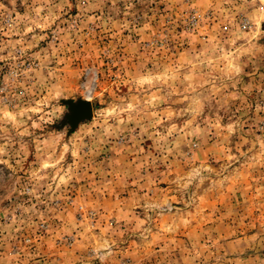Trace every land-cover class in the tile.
Returning <instances> with one entry per match:
<instances>
[{
  "label": "rangeland",
  "instance_id": "1",
  "mask_svg": "<svg viewBox=\"0 0 264 264\" xmlns=\"http://www.w3.org/2000/svg\"><path fill=\"white\" fill-rule=\"evenodd\" d=\"M0 264H264V0H0Z\"/></svg>",
  "mask_w": 264,
  "mask_h": 264
},
{
  "label": "water",
  "instance_id": "2",
  "mask_svg": "<svg viewBox=\"0 0 264 264\" xmlns=\"http://www.w3.org/2000/svg\"><path fill=\"white\" fill-rule=\"evenodd\" d=\"M70 114L67 116V122H69L74 128L77 124L83 120H87L92 116L91 104L87 101L79 100L77 102L67 101Z\"/></svg>",
  "mask_w": 264,
  "mask_h": 264
}]
</instances>
